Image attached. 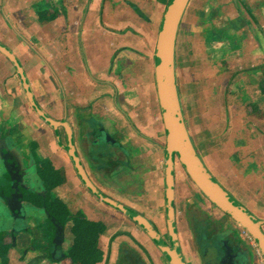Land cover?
Here are the masks:
<instances>
[{
	"label": "flooded vegetation",
	"instance_id": "flooded-vegetation-1",
	"mask_svg": "<svg viewBox=\"0 0 264 264\" xmlns=\"http://www.w3.org/2000/svg\"><path fill=\"white\" fill-rule=\"evenodd\" d=\"M170 2L0 0V264H170L160 245L183 264H264L176 156L168 174L154 55ZM249 24L228 0H185L172 76L200 163L264 238V208L245 199L264 190V57ZM216 121L209 168L192 138Z\"/></svg>",
	"mask_w": 264,
	"mask_h": 264
},
{
	"label": "water",
	"instance_id": "water-1",
	"mask_svg": "<svg viewBox=\"0 0 264 264\" xmlns=\"http://www.w3.org/2000/svg\"><path fill=\"white\" fill-rule=\"evenodd\" d=\"M184 2L185 0H171L168 5L161 23L160 34L158 36L156 52L154 55L156 81L160 104L162 106L163 121L168 136V147L166 149L167 159H165V163L169 167L168 174H170L171 171V160L176 156L188 174L189 180L192 184L197 187L206 200H208L213 206L219 209L224 215L230 217L241 229L247 231L257 243V246L264 257V238L259 230L261 223L252 217L242 205L237 203L235 199L227 194L221 186L212 179V176L208 173L204 165L200 163L199 158L183 129L182 117L179 113L175 86L173 84L172 61L176 25ZM228 2L232 3V5L237 4V7L246 15L248 22L250 23L249 33L252 34V37L249 40L250 44L247 45L250 47L256 43L257 45L255 46V49L259 50L261 55L264 48V29L262 26V24H264V14L262 9V7L264 8V0H228ZM252 29L261 30L262 33L256 34ZM258 61L259 60L255 59L252 62L255 64ZM17 72L20 75V70L18 68ZM25 89L27 92L26 86ZM31 106L36 112H38L32 102ZM167 184V201L169 202L171 200V189H169L171 178L169 175L167 176ZM218 245V243H215V246ZM160 249L163 250L165 256L170 261V264H183L178 258L177 253L173 250L167 251L162 245H160ZM175 251L177 250L175 249Z\"/></svg>",
	"mask_w": 264,
	"mask_h": 264
},
{
	"label": "rangeland",
	"instance_id": "rangeland-1",
	"mask_svg": "<svg viewBox=\"0 0 264 264\" xmlns=\"http://www.w3.org/2000/svg\"><path fill=\"white\" fill-rule=\"evenodd\" d=\"M142 9L144 10V12L148 15V16H151L152 18H154L153 17V15H152V12H151V9L150 8H146V6H142ZM155 22H156V20H155ZM153 27H155V23L153 24ZM35 28H37L36 26L35 27H33V29H35ZM142 33V32H141ZM145 33H147L146 31H145ZM152 122V121H151ZM218 122L216 121L215 123L213 122L212 123V125H209L208 123H207V127L209 128V129H207V130H205V131H202V132H200L199 134H197L196 135V137L195 138H192V141L194 142V144H195V147L197 148V150H198V152H199V155L202 157V159H203V161L204 162H206L207 163V161H208V163H207V165H208V167L209 168H212V162H215V156H212V148L214 147V148H218V144H221V141L222 140H218V141H216V142H207V141H205V139H204V134H208L209 132H210V129L211 128H217L218 127ZM262 126H264V123H263V125ZM192 135H194V134H192ZM199 144L201 145L200 147H199ZM225 151L226 150H224L223 151V153L221 154L222 156H223V158H225L226 157V155H225ZM214 154V153H213ZM259 161L260 162H262V164H264V157H260L259 158ZM225 168H234L233 166H234V161H232V160H229L225 165ZM232 174H230L229 176H231ZM251 176V178L253 179V178H256V180L257 179H259V177H256L257 175L256 174H253V175H250ZM219 180V179H218ZM219 182H220V180H219ZM222 183H227L228 185H233V187H236V188H239V186H240V183H239V181L238 180H236V179H232V180H230V181H227V182H225V181H222ZM258 183H254V185L252 186V191H253V189L254 190H258L259 192L256 194V195H252V193L251 192H248L247 194H246V200H249L250 202H252V204L254 205H256V204H259L261 207H263L264 208V190H263V188H256L255 186L257 185ZM264 184V183H263ZM187 185H188V183H187ZM260 186H263L262 184H260ZM179 188L180 187H178V186H175V189H176V192H178L179 191ZM227 188H229V187H227ZM190 189H192L191 187H190ZM189 189V190H190ZM230 189V188H229ZM235 190H237V189H235ZM243 190V189H242ZM199 194V193H198ZM240 194H243V191H241L240 192ZM199 196L200 197H202L200 194H199Z\"/></svg>",
	"mask_w": 264,
	"mask_h": 264
},
{
	"label": "crops",
	"instance_id": "crops-1",
	"mask_svg": "<svg viewBox=\"0 0 264 264\" xmlns=\"http://www.w3.org/2000/svg\"><path fill=\"white\" fill-rule=\"evenodd\" d=\"M260 6H261V5H260ZM260 6H259V7H260ZM262 9H263V14H264V8L262 7ZM262 26H263V29H264V24H262ZM261 54H262V56L264 57V48H263V51H262Z\"/></svg>",
	"mask_w": 264,
	"mask_h": 264
}]
</instances>
